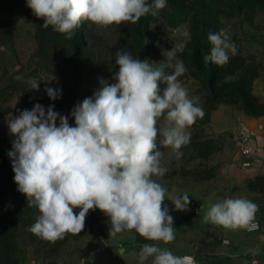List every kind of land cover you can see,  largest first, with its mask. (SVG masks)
I'll return each mask as SVG.
<instances>
[{
  "label": "rangeland",
  "instance_id": "374dc122",
  "mask_svg": "<svg viewBox=\"0 0 264 264\" xmlns=\"http://www.w3.org/2000/svg\"><path fill=\"white\" fill-rule=\"evenodd\" d=\"M42 24L26 0H0V264H139L136 254L141 246L154 242L134 231L110 235L109 218L98 209L86 216L81 233L66 234L55 242L29 230L40 213L28 206L18 186L16 190L12 187L14 172L8 152L15 137L7 123L39 103L45 109L54 106V111L67 116L70 126L75 127L71 115L74 107L93 97L101 85L116 82L113 76L119 70L115 63L118 51L159 67L168 61L167 51L182 42L185 47L172 62L180 60L186 67L178 79L190 98L202 106L204 116L188 129L190 142L179 150V158L171 147L160 144L163 137L158 136L161 166L166 172L153 179L169 194H187L190 201L186 211H176L170 200L164 201L174 218L175 239L158 246L177 256L195 255L200 263L252 264L257 253L237 254L255 244L254 234L205 222L203 217L213 203L229 197L246 199L249 185L235 183L234 164L244 156L241 135L235 133L241 128L240 121L222 106L216 114L215 130L227 131L219 134L212 127V114L226 104L240 110L239 92L264 110V98L251 86L256 78H264V0H167L157 15L149 13L135 23L99 27L84 22L76 29L77 50L65 35ZM221 29L227 30L229 43H234L236 50H227L229 59L222 65L206 63L204 56L212 46L209 30L218 33ZM200 39L201 58L195 65L192 53ZM206 65L219 71L215 83H211L212 73L205 70ZM165 71L171 74L173 69ZM30 79L40 82L39 90H32ZM49 87L60 89V98L51 100L45 92ZM157 126L162 132L163 118ZM250 189L258 199L263 198L264 177L251 181ZM232 238L236 243L233 249ZM225 239H230L231 245H226ZM226 248H230L228 254L223 255ZM151 259L145 264H151Z\"/></svg>",
  "mask_w": 264,
  "mask_h": 264
},
{
  "label": "clouds",
  "instance_id": "9594fccd",
  "mask_svg": "<svg viewBox=\"0 0 264 264\" xmlns=\"http://www.w3.org/2000/svg\"><path fill=\"white\" fill-rule=\"evenodd\" d=\"M27 6L42 26L71 39L84 22L99 27L119 26L137 22L151 13L157 15L167 0H26ZM188 37V33H184ZM210 52L205 62L222 65L229 59L227 50H236L229 43L226 29L209 33ZM182 42L168 52V61L154 67L147 59L133 58L127 51L116 53L119 70L115 83H105L93 97L78 103L67 116L36 103L9 121L14 181L18 191L28 200V206L40 215L30 227L38 237L55 242L66 234H79L85 227L90 211L100 210L111 225L110 235L134 231L147 241L138 254L139 264L151 259V264H186L189 256H177L162 249L158 243L175 239L174 218L164 205L170 200L176 211H186L189 196L172 195L155 176H163L160 144L171 147L177 157L179 150L190 142L188 131L203 118L204 111L197 100L190 98L178 79L187 69L173 58L182 51ZM172 68L171 74L165 71ZM32 90L40 82L28 81ZM161 84L165 87L162 89ZM51 100L61 96V90L46 88ZM163 118L161 132L158 123ZM59 120V126H57ZM74 209H79L78 213ZM258 206L245 198L229 197L213 203L203 217L205 222L225 227L247 226ZM121 249V255L124 253Z\"/></svg>",
  "mask_w": 264,
  "mask_h": 264
},
{
  "label": "crops",
  "instance_id": "0c3cea01",
  "mask_svg": "<svg viewBox=\"0 0 264 264\" xmlns=\"http://www.w3.org/2000/svg\"><path fill=\"white\" fill-rule=\"evenodd\" d=\"M252 89L255 94L261 96L264 98V78H256L253 82ZM223 107L229 109V112L231 111L234 116L237 117L240 121L241 128L235 130L236 134L241 135L242 131H246L249 135H251V141L249 143L250 150L246 153H243L244 156L242 157L241 161L239 163H235V172H237V177L235 178V183L240 184V186H244L245 182L249 185L246 199L263 205L264 204V197L263 198H257V194L254 193L250 189V183L254 179L258 177H264V115L261 116H253L245 113L243 110L239 109H233L229 105H221L219 108L213 110L212 114V127L215 132L222 133L227 130H215V121H216V114L217 112ZM238 157L235 158L237 160ZM236 162V161H235ZM246 193V192H245ZM260 220L262 221L264 225V212L260 215ZM235 229H242L241 227H234ZM254 234V240L255 244H252L251 246L244 247L242 251H240L237 256L244 255H250V251L257 253L256 258L252 259V264H264V227L261 231L257 233H251ZM230 240V239H228ZM233 240V238H232ZM226 245H231L226 244ZM236 243L233 240V244L230 248H235L234 246ZM230 248H226L223 255H227ZM238 250H240V247H238ZM195 256V255H194ZM196 258V257H195ZM205 262H202V264ZM206 264V263H205Z\"/></svg>",
  "mask_w": 264,
  "mask_h": 264
},
{
  "label": "trees",
  "instance_id": "16d2710c",
  "mask_svg": "<svg viewBox=\"0 0 264 264\" xmlns=\"http://www.w3.org/2000/svg\"><path fill=\"white\" fill-rule=\"evenodd\" d=\"M212 32L211 30H209V33ZM71 41V44H72V47L77 50L76 48V45L78 44L77 43V37H76V33L75 35L70 39ZM202 50V39L199 40V42L196 44L194 50H193V53H192V62L197 65L198 64V61L200 60L201 58V55H200V52ZM203 68V67H202ZM205 70H208L212 73V80H211V83H215L218 79V75H219V71L213 69L210 65H206V67H204ZM214 86L215 85H212L210 88H211V91H214ZM252 86V85H251ZM240 97V102L242 103L241 105V110H243L245 113L249 114V115H253V116H261V115H264V110H261L259 108V106H255L252 99L249 97H246L245 94L243 92H239L237 93ZM253 98H255L253 96ZM218 99H223V97H215L214 100H218ZM256 99V98H255ZM10 160V168L12 166V162H11V159L9 158ZM8 168V170H10L12 172V170ZM15 175V174H14ZM259 179L262 178V177H258ZM254 179L253 181H257V179ZM17 184L15 183V181L13 182V189L16 190L17 189Z\"/></svg>",
  "mask_w": 264,
  "mask_h": 264
},
{
  "label": "built area",
  "instance_id": "2783aa9c",
  "mask_svg": "<svg viewBox=\"0 0 264 264\" xmlns=\"http://www.w3.org/2000/svg\"><path fill=\"white\" fill-rule=\"evenodd\" d=\"M241 142H242V148H243V153H246L247 151L250 150L249 148V143L251 141V135H249L245 130L241 132ZM258 206V209L254 215L253 220L249 222L247 226H242V230H244L247 233H257L261 231L264 227L262 221L260 220V215L264 212V204H258L255 203ZM225 244H230V240L225 239L224 240ZM189 257H192V261L186 262V264H202L198 262L195 258L194 255H189Z\"/></svg>",
  "mask_w": 264,
  "mask_h": 264
}]
</instances>
